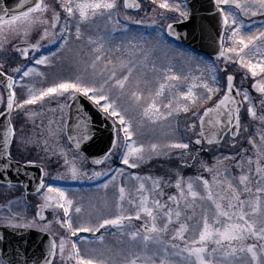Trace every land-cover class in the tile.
<instances>
[{"label":"snow or ice","instance_id":"obj_1","mask_svg":"<svg viewBox=\"0 0 264 264\" xmlns=\"http://www.w3.org/2000/svg\"><path fill=\"white\" fill-rule=\"evenodd\" d=\"M190 3H0V53L28 62H0V186L24 187L15 172L39 196L31 217L26 197L22 210L17 200L0 206V264H264V0H213L223 66L165 39H181L175 25L192 18ZM146 7L151 16H140ZM134 26L152 28L151 39ZM177 55L189 70L175 69ZM59 61L74 74L38 87ZM81 97L112 120L109 150L91 161L100 170L81 152L95 136ZM41 109L59 111V121L38 124ZM36 150L62 171L50 175ZM153 161L160 171L145 172ZM63 180L98 183L100 207L84 215L53 183ZM29 230L47 237L38 254L23 239L8 241L9 231Z\"/></svg>","mask_w":264,"mask_h":264},{"label":"water","instance_id":"obj_2","mask_svg":"<svg viewBox=\"0 0 264 264\" xmlns=\"http://www.w3.org/2000/svg\"><path fill=\"white\" fill-rule=\"evenodd\" d=\"M15 2L16 0H0V3L9 7L13 6ZM189 7L193 9L192 18L183 24L175 25L176 30L181 32V39L168 38L178 45L185 46L210 60L217 61L219 17L215 12L213 0H191ZM80 103L84 106V110L91 115L92 124L95 129L94 139L84 143L81 152L88 158L91 165L98 166L92 164L91 161L102 157L109 150L110 140L114 135L111 131L112 123L86 99L81 97ZM71 112L74 120L76 115L75 106L71 109ZM35 171V169H32L29 175ZM12 177L15 178L14 184L16 181L24 184V188L28 194H36L35 181H29L22 174L17 176L15 172L12 173ZM7 238L11 244H15L21 239L27 241L31 246L30 254L32 252L38 254L41 248L46 247L47 242L46 236L31 231H9ZM9 251H11V248H9Z\"/></svg>","mask_w":264,"mask_h":264},{"label":"rangeland","instance_id":"obj_3","mask_svg":"<svg viewBox=\"0 0 264 264\" xmlns=\"http://www.w3.org/2000/svg\"><path fill=\"white\" fill-rule=\"evenodd\" d=\"M143 3L145 5H148L150 3V0H143ZM145 12H147L148 16H151V10L150 8L146 7L144 8L141 12H140V16H144ZM255 19H259V18H255ZM161 28H163L164 30H166V24H162L160 25ZM134 28L137 31L142 32L146 37H148L149 39H151V35L153 33V29L152 28H148L145 26H134ZM165 39L169 42V44L172 45V48L174 50L180 51V52H185L190 54L191 56H194L202 61H206L207 63L211 64L213 62L223 66V61H210L205 57H202L200 55H198L197 53L190 51L186 48L183 47H179L175 44H172L167 37H165ZM55 46H49V47H44L43 48V52L44 54H48L50 52V50L54 49ZM83 56L87 57L88 52H87V45H84V51L81 53ZM36 55H40L39 53H37ZM59 55V54H58ZM169 55L171 56L172 53L170 52ZM30 58H31V54H30ZM54 60L56 58H53ZM21 63H28L26 61H21V59L19 58V54L16 52L12 51V58H11V65L6 68H11L12 66H16L18 64ZM174 65H175V69L178 72L181 71H186L189 70L187 68L186 65L183 64L182 59L177 55L173 61ZM41 68L42 70H45L42 68V66H36ZM45 71L48 72V79L46 81H39L38 83V87L39 86H48L50 85L54 80L57 79H61V78H67L72 76L73 70L72 68L68 65L67 61H59L56 63L55 67L50 68V69H46ZM229 71L233 72L236 77H237V81H240V76H241V72L240 70H238L236 68L235 65H229ZM27 81V78H26ZM0 91H3V88H0ZM71 101H69L70 103ZM214 102V101H213ZM210 106V105H209ZM38 107V106H37ZM49 107L52 108H57V105L55 103L49 105ZM68 110H65V112H67ZM41 116H37L36 117V121L39 124L40 120L43 119L45 124L48 123L49 119H56L57 121H59V117L61 115V113L59 111L57 112H49L47 111V109H41ZM112 121V120H111ZM23 122V121H21ZM27 128H30L31 125L28 124L26 125ZM152 138V134L151 133H146L144 139L150 140ZM64 146L66 148H71V145L67 143V141H64ZM43 153L39 152L38 150L36 151H32L31 153V157L34 159H37L38 161H40L41 163H43L45 166L48 167V170L50 172V175H55L57 171H62V169L59 168V165L54 163V162H49V161H43L41 160ZM71 155V152H70ZM55 159V158H54ZM116 166V165H113ZM122 166V165H121ZM87 168L89 169H96V170H100L101 168H103V165L97 166V167H93L89 164V162L86 165ZM145 172L147 171H151L152 173H158L160 171L158 165L156 164L155 161H153V164L151 165H146L143 169ZM136 171H140V170H136ZM188 174H192L191 172H189ZM53 183H55L57 186L60 187H64L66 189H68L69 192V196L74 198L78 204H82L83 208H84V215H87L89 212H94L95 208L100 207V204L98 203V197L100 195H102V192L98 191V183L95 182H89V181H83V182H75V181H71V180H63V181H53ZM109 192H111V188L109 189ZM50 213V212H49ZM51 214V213H50ZM30 216V214L28 215ZM51 219H52V214L50 215ZM31 217V216H30ZM138 223V222H137ZM85 235H90V234H85ZM106 241L110 244H115V238L111 237V236H106Z\"/></svg>","mask_w":264,"mask_h":264},{"label":"flooded vegetation","instance_id":"obj_4","mask_svg":"<svg viewBox=\"0 0 264 264\" xmlns=\"http://www.w3.org/2000/svg\"><path fill=\"white\" fill-rule=\"evenodd\" d=\"M11 58H12V51L2 52L0 53V62H3L5 64V67H8V65H11ZM21 197H26L28 201H30V205L28 208V215H33V212L36 210L35 205L39 202V196L36 195H29L26 193L23 187H7V186H0V206H3L5 202L11 201V200H17L18 203L14 204V209L22 210L24 208V199H21ZM46 215L49 216V219H51V214L48 212ZM58 229V226H54ZM35 231V230H33ZM37 232V231H36ZM85 235V234H81Z\"/></svg>","mask_w":264,"mask_h":264}]
</instances>
